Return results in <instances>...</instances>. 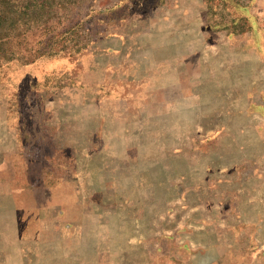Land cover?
<instances>
[{
    "label": "rangeland",
    "instance_id": "374dc122",
    "mask_svg": "<svg viewBox=\"0 0 264 264\" xmlns=\"http://www.w3.org/2000/svg\"><path fill=\"white\" fill-rule=\"evenodd\" d=\"M7 5L0 264H264V0Z\"/></svg>",
    "mask_w": 264,
    "mask_h": 264
},
{
    "label": "trees",
    "instance_id": "16d2710c",
    "mask_svg": "<svg viewBox=\"0 0 264 264\" xmlns=\"http://www.w3.org/2000/svg\"><path fill=\"white\" fill-rule=\"evenodd\" d=\"M7 2L8 0H0V59L8 55L7 44L12 38V30L20 21H24L30 14L28 6H25V10L22 11L12 10L11 7L8 8ZM11 14H15L16 17L11 18ZM55 53H57V51L40 53L37 57L41 58ZM32 60H35V58Z\"/></svg>",
    "mask_w": 264,
    "mask_h": 264
}]
</instances>
